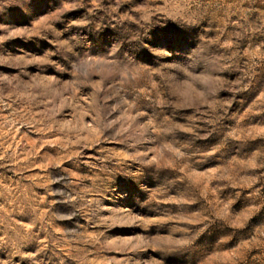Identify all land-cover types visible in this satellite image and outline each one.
<instances>
[{
    "label": "rangeland",
    "instance_id": "rangeland-1",
    "mask_svg": "<svg viewBox=\"0 0 264 264\" xmlns=\"http://www.w3.org/2000/svg\"><path fill=\"white\" fill-rule=\"evenodd\" d=\"M0 264H264V0H0Z\"/></svg>",
    "mask_w": 264,
    "mask_h": 264
}]
</instances>
